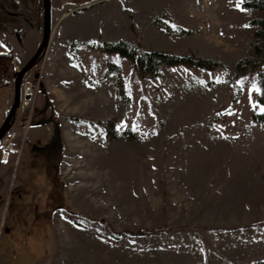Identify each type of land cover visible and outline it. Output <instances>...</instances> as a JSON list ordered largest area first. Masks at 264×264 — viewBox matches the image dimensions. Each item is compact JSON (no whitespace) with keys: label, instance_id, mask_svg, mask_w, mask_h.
I'll use <instances>...</instances> for the list:
<instances>
[{"label":"rangeland","instance_id":"1","mask_svg":"<svg viewBox=\"0 0 264 264\" xmlns=\"http://www.w3.org/2000/svg\"><path fill=\"white\" fill-rule=\"evenodd\" d=\"M243 1L51 0L0 140V264L264 259V9ZM43 20L0 0V126ZM118 41L193 60L139 72Z\"/></svg>","mask_w":264,"mask_h":264},{"label":"trees","instance_id":"2","mask_svg":"<svg viewBox=\"0 0 264 264\" xmlns=\"http://www.w3.org/2000/svg\"><path fill=\"white\" fill-rule=\"evenodd\" d=\"M244 8L264 9V0H244L242 3ZM251 23L256 26L254 30L255 36V52H259V44H264V17L254 18ZM101 48L108 51H117L122 55L128 56L131 62L139 72L152 70L155 72L162 65H175L181 63H192L190 56L183 54H172L157 50H140L135 46H129L123 42H105ZM212 65H215L213 62ZM211 65V66H212ZM259 84V103L262 105V111L257 114L256 119L264 122V59L257 70ZM248 264H264L263 260H256Z\"/></svg>","mask_w":264,"mask_h":264},{"label":"water","instance_id":"3","mask_svg":"<svg viewBox=\"0 0 264 264\" xmlns=\"http://www.w3.org/2000/svg\"><path fill=\"white\" fill-rule=\"evenodd\" d=\"M52 3L51 0H43V31H42V37L39 42V45L37 46L34 53L30 56V58L27 60L24 66H22L17 72H16V78L14 82V96H13V102L10 107V110L8 114L6 115L3 123L0 126V140L4 137V135L8 132V130L11 128L17 109L20 106L21 102V88H22V80L25 74L31 69V67L36 62L37 58L44 52V50L47 47V44L50 39L51 34V26H52ZM3 53V52H2Z\"/></svg>","mask_w":264,"mask_h":264},{"label":"snow or ice","instance_id":"4","mask_svg":"<svg viewBox=\"0 0 264 264\" xmlns=\"http://www.w3.org/2000/svg\"><path fill=\"white\" fill-rule=\"evenodd\" d=\"M253 91H260V89L254 86Z\"/></svg>","mask_w":264,"mask_h":264}]
</instances>
